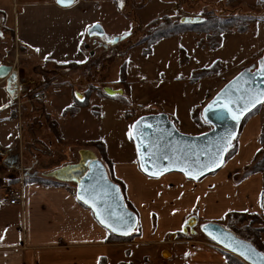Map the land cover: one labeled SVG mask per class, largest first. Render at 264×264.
<instances>
[{
    "label": "crops",
    "instance_id": "0c3cea01",
    "mask_svg": "<svg viewBox=\"0 0 264 264\" xmlns=\"http://www.w3.org/2000/svg\"><path fill=\"white\" fill-rule=\"evenodd\" d=\"M99 1L101 4L106 2ZM96 2L75 0L72 6L61 8L54 0H0V30L3 35L0 53L11 52L12 56L26 57L37 65L45 62L51 65L84 62L87 46L98 48L92 45L94 38L90 45L86 42V29L99 24L100 4ZM191 35L193 40L188 41L198 51L200 61L197 65L190 63V55L181 44L183 35L163 39L147 56L142 54L144 46L128 50L122 57L125 84L120 80L117 88H122L126 103L131 104L135 112L128 114V118L123 113L120 115L124 125L122 140L114 142L110 134L108 139L101 136L106 127L100 124L99 136L92 138L88 145L77 147L98 154L92 143L100 141L104 144L112 175L124 186L126 200L137 212L139 236L132 242L113 240L110 233L94 220L90 210L76 200L75 193L69 187L44 185L33 181L38 177L24 178L14 172L16 167L0 164V264L123 263L129 260L128 250L135 245L154 246L162 235L172 231L173 224L169 228H157L148 220V216L159 207L168 209L163 214L156 212L160 219L167 220L172 216L169 221L177 225L191 217L212 222L228 213L255 214L264 221V172L242 177L262 149L260 136L264 126L263 110L244 123L236 137L235 155L211 175L197 181L189 180L179 173L152 179L139 168L136 148L130 139L134 122L143 116L165 114L180 133L190 136L203 134L206 128L192 121L191 110H202L225 82L236 76L224 77L225 67L221 64L218 74L191 84L192 74L214 64L209 65L203 60V53L208 49L196 41L197 36ZM158 45H163V49L158 51L163 55V64L155 68ZM180 50L187 53L188 63L180 64ZM166 57H172V61L167 62L169 59ZM2 84L0 117L7 119L11 115V106L14 105L11 103L14 100L0 81ZM60 89L54 90L58 92L53 94L46 92L42 97L47 105L45 112L57 122L61 139L65 141L59 118L73 132L80 128L81 111L73 117H62V112L71 104L65 87ZM95 97L100 101L105 98ZM118 101L126 106L123 101ZM98 119L101 120V112L94 120ZM112 142L114 144L110 145ZM46 175L42 179H48ZM5 188L19 193L21 201L17 205L8 203ZM146 207L150 212L146 211ZM177 251L185 255V264H228L224 254L205 241L184 240Z\"/></svg>",
    "mask_w": 264,
    "mask_h": 264
},
{
    "label": "rangeland",
    "instance_id": "374dc122",
    "mask_svg": "<svg viewBox=\"0 0 264 264\" xmlns=\"http://www.w3.org/2000/svg\"><path fill=\"white\" fill-rule=\"evenodd\" d=\"M96 1H98L96 4H100L98 20L104 31L101 42L107 47L105 49L93 47L90 45L93 38L86 39L90 47L85 50L84 62L79 63V67L68 69V71L56 70L51 73L50 71L54 70L53 65H37L26 57L12 56L11 52L4 51V53H0V63L14 67L16 75V81L11 86V90L15 92L12 95L14 100L12 102L14 103H11L14 104L15 116L11 118L9 115L7 119H1L2 117H0V164L1 166L7 164L16 167L17 169H14V172L19 176L43 178L47 173L58 167L76 163L78 161V151L80 150L77 147L88 145L92 138L98 137L100 124L106 127L103 128L101 136L107 138L110 134L113 135L114 142L122 140L124 125L123 117L120 115L123 113L124 117L128 118V114L135 112L133 106L128 103H126V106L122 105L118 101V95H115L118 96H114L115 98L105 97L106 99L104 98L101 101L97 100L95 95L103 97L104 88L114 91L119 90L117 86L120 84L123 58L118 57V55L120 52L126 51L125 49L129 45L136 44L146 38L152 30L148 27V24L153 21L161 24L167 19L178 23L184 18L193 20H205L211 17L221 20L235 18L238 25L244 26L246 31L239 33L236 29H233L231 33L223 36L218 49L214 51L206 50L203 53V60H206L209 65L218 62L225 67L224 77L237 75L241 71L252 67L257 69L258 62L264 59V0H177V5L172 0H109L102 4L99 0ZM191 34L193 33L182 34L181 44L186 47L190 55V63L197 65L200 61L198 51L188 41L193 40ZM194 35L197 36L195 37L196 41L207 47L208 40L204 34ZM2 38L3 35L0 40ZM116 38L118 41L113 42ZM158 43L151 47V52ZM139 47L145 49V44L139 45ZM156 48L154 67L158 68V65L163 64V55L158 53L160 49H163V45H158ZM136 49L137 47H135ZM89 50L95 51L93 57L87 55ZM184 54L185 56L180 55L179 62L185 58L186 63H188L189 57H187V53ZM139 56H141V51ZM166 58L169 59V57ZM109 60L112 62L110 63ZM171 61L172 57L167 62ZM134 65L137 67V62ZM97 69L99 71L96 72ZM100 69L102 70L100 71ZM4 87L6 90L5 85ZM64 87L68 92V102L70 104L80 97L83 100L89 92L92 93L95 90L96 92L91 95L90 107L80 110L79 129L77 128L71 132L70 128L64 125V120L61 117L59 118L65 140L62 141L61 135L57 139L50 131L48 124L50 122L57 124V122L52 119L50 114L45 112L47 105H45L42 95L46 92L53 94L58 92L54 91L57 88L61 90L60 88ZM1 89H3V84L0 85ZM120 91L123 93L122 88ZM62 105L60 104L59 107ZM93 109L99 113L101 112V120H94L98 115L94 114ZM261 110L264 111V104L259 106L256 114ZM46 116L48 117L46 118ZM205 125L207 132L211 127L206 123ZM103 132L106 133L103 134ZM234 146H237V139L232 143V147ZM263 149L264 144H262L261 150ZM96 155L101 161L99 155L97 153ZM0 172H2V169ZM66 186L75 193L73 184L67 183ZM165 209L167 212V207ZM165 209L163 207L156 208L154 214L148 216V220L152 225H157V228H169L173 224L172 231L162 235L159 243L154 246L135 245L128 250L127 257H129V260H124L120 264H185V255L179 254L177 251L182 241L199 240L212 244L199 230L202 224L210 221L197 218V223L193 228L187 226L186 220L177 225L174 221L172 223L169 221L172 216H169L167 220L165 218L160 219L157 213L163 214ZM146 211H148L147 207ZM257 217V221L260 222L253 225H251V218H247V216L243 217L244 220L241 217H223L211 223L220 224L239 238L250 242L252 237L246 228H261L260 223H264L259 216ZM185 226L187 228H183ZM139 232L140 222H138L132 235ZM113 240L124 241L121 239ZM132 240L129 238L125 242H132ZM261 241L263 246L261 249L264 253V234H261ZM218 250L222 252L219 248ZM164 251L169 254L167 258L162 256ZM122 257L123 255L120 256V258ZM230 259L238 264H245L236 256L230 255ZM113 263L115 262L113 261L111 264Z\"/></svg>",
    "mask_w": 264,
    "mask_h": 264
},
{
    "label": "water",
    "instance_id": "95a60500",
    "mask_svg": "<svg viewBox=\"0 0 264 264\" xmlns=\"http://www.w3.org/2000/svg\"><path fill=\"white\" fill-rule=\"evenodd\" d=\"M54 1L61 8H68L75 2L73 0L70 5L65 6L57 0ZM199 21L201 20L190 18L181 20L182 23ZM1 36L0 30V38ZM86 36L94 38L92 45L107 47L97 41L104 37V31L99 24L87 28ZM117 41L116 38L113 42ZM88 55L93 57L94 51L90 50ZM0 81L5 82L6 90L12 96L15 92L11 90V86L16 81V75L10 66L0 63ZM262 92H264V59L258 62L257 69L252 67L238 73L202 108V120L211 127L203 134L190 136L180 133L165 114L139 118L132 125L130 136L136 148L141 172L152 179L179 173L189 180L197 181L218 171L239 133L244 118L264 104V99L260 98ZM103 93L114 97L121 95L122 91L104 88ZM78 99L82 100L81 97ZM234 116L238 118L234 119ZM46 178L64 184H73L76 200L90 210L94 220L110 234L128 237L136 229L139 222L138 215L126 206L120 186L109 178L105 165L92 150H79L76 163L55 169L49 172ZM78 196H84L90 202L85 203L84 199H78ZM97 211L100 213L99 217ZM121 217L124 223L120 222ZM100 219L118 225L117 230L113 231L107 224H102ZM186 222L189 228H193L197 220L191 217ZM199 230L214 246L236 256L245 264H264L262 252L222 225L204 223ZM162 256L167 258L169 254L164 251Z\"/></svg>",
    "mask_w": 264,
    "mask_h": 264
},
{
    "label": "trees",
    "instance_id": "16d2710c",
    "mask_svg": "<svg viewBox=\"0 0 264 264\" xmlns=\"http://www.w3.org/2000/svg\"><path fill=\"white\" fill-rule=\"evenodd\" d=\"M172 2H174L176 5L178 4L177 0H172ZM146 3V2H145ZM149 28H152L150 34L148 36H146V38H144L143 40H141L140 42L136 43V44H132L129 45L123 52H120L118 57L122 58L127 52L128 50H130L131 48L135 47V46H139V45H144L145 44V50L142 52V54L144 56H147L151 53V47L158 43L159 41L163 40V39H167V38H171V37H176L182 34H186V33H193L196 35H201L204 34L206 39L208 40V45H207V49L208 50H216L220 47L221 45V40L223 38V36L225 34L231 33V31L233 29H236L237 32L239 33H243L246 31V28L244 26H239L236 19L235 18H228V19H218L216 17H211V18H207V19H203L199 22H195V23H182L181 21L177 22H171L170 20H165L163 21L161 24L156 23V21L151 22L150 24H148ZM133 36V35H132ZM180 54H184L183 50H180ZM110 63L112 62L111 60H109ZM180 63H186L185 58L181 59ZM45 65H51L50 62H45ZM105 66V65H104ZM79 67V65L77 63H64V64H53V71L55 72L56 70H62V71H68V69H75ZM102 69H100L101 71ZM221 70V66L218 62H215L211 67L207 68V69H202L194 74H192L191 78H190V83L191 84H195L197 83L200 79L203 78H207V77H211L213 75H216L220 72ZM99 71L98 69L96 70V72ZM120 80L122 82V84H125V66L122 65L121 67V72H120ZM96 90L92 93H88L85 98L83 100H78L76 99L68 108H66L63 112H62V116L63 117H73L76 113H78V111H80L81 109H86L90 107V98L91 95L93 93H95ZM103 97H109L107 95H105L104 93L102 94ZM118 97V96H117ZM118 99L120 101H123V103H126L127 101L125 100L124 97L119 96ZM259 108V107H258ZM258 108H256L255 110H253L251 113H249L244 120L242 121L241 127L244 125V123L251 117H253ZM94 114L98 115L99 112H97L96 110H94ZM15 113V108L13 107V105L11 106V115L10 117L13 118L12 116ZM129 115H127L128 117ZM48 116H46L47 118ZM190 117L192 119V121L197 125V126H206L205 123L202 120L201 117V110L199 108H193L190 112ZM49 128L50 131L53 133V135L58 139L60 138V131L58 128V125L56 123L50 122L49 124ZM240 131V130H239ZM237 139V138H236ZM260 142L261 144H264V126L262 127L261 130V136H260ZM92 146L97 150L98 155L102 161V163L105 165L106 170L108 172L109 178L115 182L116 184H118L122 190L123 196H124V200L126 203V206L131 209L132 211H134L136 214L137 212L133 209V207L131 206V204L126 200L125 197V189L124 186L117 181L113 175H112V168H111V164L107 159L106 156V151H105V146L102 142L100 141H96L92 143ZM237 151V146L232 147L225 156V161L229 160L231 157H233L235 155ZM264 172V149L260 150L256 156L254 157L251 165L244 171L243 176L242 177H248L250 175H254L257 173H263ZM33 181H36L38 183H42L44 185H51V186H66V184L64 183H60V182H56L54 180L51 179H42V178H35ZM229 216H233V217H241L242 220L244 216H247V218H251V225L255 224L256 222H260L257 221V215L255 214H246V213H228L225 215V217H229ZM261 224V228H246L247 232L250 233L252 240H250V242L260 251L263 253L262 251V241H261V234H264V223H260ZM113 239H121V240H128L130 239H134L136 237L139 236V233L136 235H131L129 237H117L114 235H111ZM223 252V251H222ZM226 261L228 264H238L236 262H234L233 260L230 259V255L226 252H223ZM264 254V253H263Z\"/></svg>",
    "mask_w": 264,
    "mask_h": 264
},
{
    "label": "snow or ice",
    "instance_id": "6c2138e0",
    "mask_svg": "<svg viewBox=\"0 0 264 264\" xmlns=\"http://www.w3.org/2000/svg\"><path fill=\"white\" fill-rule=\"evenodd\" d=\"M57 2L60 3V4H62V5L68 6V5H70V4L73 2V0H57ZM260 98H261V99H264V92L260 93ZM257 102H258V101H257ZM225 107H227V104L225 105ZM233 118L235 119V118H238V117L234 116ZM153 174H156V173H153ZM186 174H187V173H186ZM85 192H86V194H87V190H85ZM77 198H78V199H84V202H85V203H89V202H90L88 199H85L84 196H78ZM97 215H98V217L100 216L99 211H97ZM109 219H110V218H109ZM100 222H101L102 224H107V226L110 227V228H112L113 231H116L117 228H118V225H116V224H114V223H109V222L106 221L105 219H100ZM120 222H121V223H124L122 217H121V219H120ZM213 238L215 239V237H213ZM242 254H243V253H242Z\"/></svg>",
    "mask_w": 264,
    "mask_h": 264
},
{
    "label": "built area",
    "instance_id": "2783aa9c",
    "mask_svg": "<svg viewBox=\"0 0 264 264\" xmlns=\"http://www.w3.org/2000/svg\"><path fill=\"white\" fill-rule=\"evenodd\" d=\"M106 1H109V0H106ZM10 67L14 71V67H12V66H10ZM14 73H15V71H14ZM4 192H5V195L8 199V203L10 205H17L21 201V198H20L19 193L17 191L12 190L10 188H5Z\"/></svg>",
    "mask_w": 264,
    "mask_h": 264
},
{
    "label": "flooded vegetation",
    "instance_id": "af4514ba",
    "mask_svg": "<svg viewBox=\"0 0 264 264\" xmlns=\"http://www.w3.org/2000/svg\"><path fill=\"white\" fill-rule=\"evenodd\" d=\"M98 41L101 42V39H98ZM101 43H102V42H101ZM101 48H102V47H101ZM183 228H187V227L185 226V227H183Z\"/></svg>",
    "mask_w": 264,
    "mask_h": 264
}]
</instances>
